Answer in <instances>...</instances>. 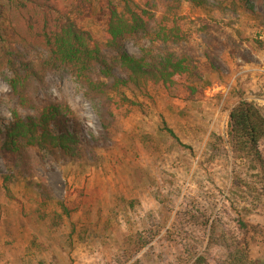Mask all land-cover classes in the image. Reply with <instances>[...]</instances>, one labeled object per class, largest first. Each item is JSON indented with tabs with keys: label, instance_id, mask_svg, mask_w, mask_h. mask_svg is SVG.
Listing matches in <instances>:
<instances>
[{
	"label": "rangeland",
	"instance_id": "1",
	"mask_svg": "<svg viewBox=\"0 0 264 264\" xmlns=\"http://www.w3.org/2000/svg\"><path fill=\"white\" fill-rule=\"evenodd\" d=\"M62 1L75 7L74 0ZM86 1L97 8L99 0ZM131 1L142 7L143 0ZM213 7L208 14L184 3L179 11L181 24L195 34L204 82L180 79L170 90L127 91L133 104L114 111L116 128L108 140L78 82L64 71L48 78L37 100L69 105L82 157L36 151L35 178L8 169L0 159V264H179L178 245L163 238L180 205L183 210L194 203L213 218L231 188L230 110L241 99L264 110V51L258 46L264 43V8L258 0L248 5L258 17L246 9L221 11L215 2ZM85 13L80 25L103 44L104 25L93 12L86 18ZM198 19L212 26L211 37L201 32ZM127 51L139 53L132 44ZM10 78L0 73L2 123L11 120L13 109L25 115L12 99ZM41 184L53 199L42 201ZM60 202L76 212L67 217ZM247 220L262 229L251 258L264 264V207ZM138 235L152 240L139 252ZM193 235L204 240L199 230ZM210 256V263L225 258L218 247Z\"/></svg>",
	"mask_w": 264,
	"mask_h": 264
},
{
	"label": "trees",
	"instance_id": "2",
	"mask_svg": "<svg viewBox=\"0 0 264 264\" xmlns=\"http://www.w3.org/2000/svg\"><path fill=\"white\" fill-rule=\"evenodd\" d=\"M213 2L221 11L246 9L260 16L247 9L252 0H143L142 7L131 0H99L95 9L86 0H74L73 8L62 0H0V73L11 74L12 99L25 112L21 116L13 109L11 120L0 122V159L8 169L31 178L36 177V151L81 159L82 139L69 105L37 100L48 88V78L59 71L84 90L105 140L116 128L114 111L133 104L127 91L148 86L170 90L180 79L203 83L205 69L193 44L195 34L181 24L179 11L189 3L208 13ZM258 2L264 8V0ZM92 12L104 25L103 44L79 23L84 13L86 18ZM198 21L201 32L211 37L208 21ZM128 44L139 53L130 54ZM258 46L264 51L263 42ZM228 145L234 161L231 188L216 215L210 217L194 203L182 210L181 204L164 235L163 240L178 245L179 264H255L251 245L262 229L247 218L264 207V110L254 101L241 99L230 110ZM40 188L43 202L53 199L45 185ZM59 206L67 217L76 212L65 202ZM195 230L202 232L203 241L193 235ZM134 243L139 252L152 240L138 235ZM212 247L223 251L222 261L210 263Z\"/></svg>",
	"mask_w": 264,
	"mask_h": 264
}]
</instances>
